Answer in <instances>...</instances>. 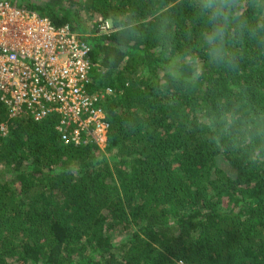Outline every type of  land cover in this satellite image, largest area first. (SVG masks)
Returning a JSON list of instances; mask_svg holds the SVG:
<instances>
[{"label": "trees", "instance_id": "16d2710c", "mask_svg": "<svg viewBox=\"0 0 264 264\" xmlns=\"http://www.w3.org/2000/svg\"><path fill=\"white\" fill-rule=\"evenodd\" d=\"M88 31L107 144L0 102V264H264V0H242L231 65L196 0H9ZM83 12V13H82Z\"/></svg>", "mask_w": 264, "mask_h": 264}, {"label": "built area", "instance_id": "2783aa9c", "mask_svg": "<svg viewBox=\"0 0 264 264\" xmlns=\"http://www.w3.org/2000/svg\"><path fill=\"white\" fill-rule=\"evenodd\" d=\"M88 31L55 26L47 17L9 0H0V102L9 117L22 113L40 121L51 114L65 144H107L109 122L103 107L113 89L91 92L88 36L110 34L113 24L91 18ZM3 135L7 126L2 123Z\"/></svg>", "mask_w": 264, "mask_h": 264}, {"label": "clouds", "instance_id": "9594fccd", "mask_svg": "<svg viewBox=\"0 0 264 264\" xmlns=\"http://www.w3.org/2000/svg\"><path fill=\"white\" fill-rule=\"evenodd\" d=\"M196 7L208 25L203 34L208 56L217 63L231 65L235 59L229 46L233 26L241 31L246 26L240 19L242 0H196Z\"/></svg>", "mask_w": 264, "mask_h": 264}, {"label": "rangeland", "instance_id": "374dc122", "mask_svg": "<svg viewBox=\"0 0 264 264\" xmlns=\"http://www.w3.org/2000/svg\"><path fill=\"white\" fill-rule=\"evenodd\" d=\"M83 13V12H82ZM83 16V18L85 19V21L87 22V21H89L90 20V15H82Z\"/></svg>", "mask_w": 264, "mask_h": 264}]
</instances>
